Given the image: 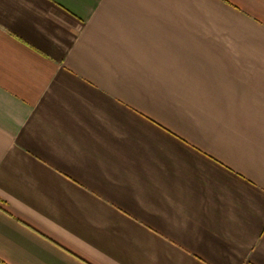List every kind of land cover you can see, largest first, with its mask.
<instances>
[{
  "label": "crops",
  "instance_id": "1",
  "mask_svg": "<svg viewBox=\"0 0 264 264\" xmlns=\"http://www.w3.org/2000/svg\"><path fill=\"white\" fill-rule=\"evenodd\" d=\"M0 264H264V0H0Z\"/></svg>",
  "mask_w": 264,
  "mask_h": 264
}]
</instances>
